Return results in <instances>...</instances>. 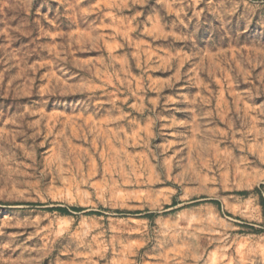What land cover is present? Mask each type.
I'll use <instances>...</instances> for the list:
<instances>
[{
    "label": "rangeland",
    "instance_id": "1",
    "mask_svg": "<svg viewBox=\"0 0 264 264\" xmlns=\"http://www.w3.org/2000/svg\"><path fill=\"white\" fill-rule=\"evenodd\" d=\"M0 264H264V0H0Z\"/></svg>",
    "mask_w": 264,
    "mask_h": 264
},
{
    "label": "trees",
    "instance_id": "2",
    "mask_svg": "<svg viewBox=\"0 0 264 264\" xmlns=\"http://www.w3.org/2000/svg\"><path fill=\"white\" fill-rule=\"evenodd\" d=\"M56 211H59L62 214H68V210L67 209L58 208V209H56ZM72 211H77V209H73Z\"/></svg>",
    "mask_w": 264,
    "mask_h": 264
}]
</instances>
